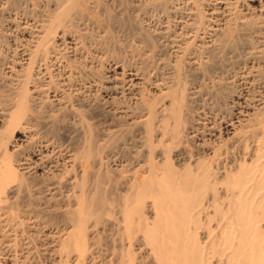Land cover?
<instances>
[{"label":"bare ground","instance_id":"6f19581e","mask_svg":"<svg viewBox=\"0 0 264 264\" xmlns=\"http://www.w3.org/2000/svg\"><path fill=\"white\" fill-rule=\"evenodd\" d=\"M77 1L52 2L53 16L44 27L35 31L30 25H18L13 19L5 21L8 31L19 33L27 48L22 46L21 53L14 54L11 60L3 58L0 51V64L5 72L0 85L7 90H4L6 98L5 94H1L2 99L0 96V259L3 261L8 259L6 252L15 248L20 238L22 244L27 241V235L21 231L24 220L20 221L11 209L16 200L18 204L38 196L40 200L44 195L43 198L47 197L46 202L50 203L57 200L61 189L69 190L71 194L68 196H71L66 197L75 199L73 202L76 205H73L77 229L75 234L69 232L63 238L51 235V249L54 253L76 251L79 253L77 261L84 258L91 264L97 263L99 258L96 259L97 255L86 249L82 236L92 205L86 199L90 197H87L88 193L84 195L87 188L84 189L81 182L82 186L78 184V178L76 185L75 176L67 181L62 180L66 178L63 177L64 172L66 174L76 169L81 152L77 151L76 154L74 148L70 147L71 151H64V155L62 153L60 164L58 157L61 147H64H59L60 140H55L52 130L60 125L58 115L69 107L71 109V100L69 103L67 95L62 96L60 92L71 89L75 80L72 78L75 70L70 69L69 64H72L73 58L76 59L80 44H77L71 31L77 24L81 25V16L75 12ZM8 2L6 0L5 3ZM135 4L138 3L135 1ZM149 5L153 9H162L166 14L167 20L161 23L153 36L161 51L169 52L174 62L168 67V78L162 79L163 82L155 80L149 84L145 80L146 73H141L143 70L124 68L119 64L110 67L104 81L107 83L104 90L107 103L100 109L102 116L111 120L124 118L126 122L140 124L139 141L144 134L149 135L151 142L146 155L150 163L144 172L146 177L141 183L132 181L130 185L128 182L131 187L125 192L118 209V220L111 226L116 225V228H112L117 230L122 240L128 242V246L134 244L142 248L137 249L145 251L147 256L144 260L147 262L148 257L150 264H264V0H149ZM149 7L144 8L150 10ZM133 8L137 7L132 5ZM169 18L173 19L170 21ZM160 60L157 59V62ZM233 74L238 91L228 94V83L223 82L221 75L229 78ZM23 83L26 86L27 83L32 84L31 97ZM146 85L147 99L156 97L159 100L161 96L165 103L159 101L157 104L158 100L149 99L147 106L137 108L139 111L134 108L137 113L133 110L132 113L113 102L119 96L126 95L138 102L136 97ZM58 86L63 91L57 89ZM44 91H49L46 92L49 99ZM30 109L45 118L47 127L44 123V127L39 126L44 131L37 129L39 122L28 114ZM228 109L231 112L224 116ZM67 124H64L66 128L64 125L59 128L67 130L71 126L70 122ZM75 127L72 126L73 129ZM15 133L21 137L14 141L8 152L5 147ZM58 133L60 136L61 131ZM163 141L167 142L166 145L162 144ZM31 142H38L37 149L29 151L28 147V152L22 153L21 148L31 146ZM161 144L164 149L157 152ZM183 144L187 145L188 150L181 147ZM80 156L87 155L83 153ZM105 159L106 162L116 163V158ZM103 164L101 160L93 162L92 169L96 170ZM76 173L77 177L81 174V178L85 175L81 171ZM76 186L80 187L78 191ZM73 190L78 194H72ZM43 198L41 201H44ZM148 199L152 200L149 219L140 215ZM101 205L99 199L96 207ZM35 217L25 218L32 229L37 224ZM23 234L26 235L25 239ZM15 256L12 255L13 258ZM100 262L101 259L98 260Z\"/></svg>","mask_w":264,"mask_h":264},{"label":"rangeland","instance_id":"374dc122","mask_svg":"<svg viewBox=\"0 0 264 264\" xmlns=\"http://www.w3.org/2000/svg\"><path fill=\"white\" fill-rule=\"evenodd\" d=\"M8 1H9L8 3H5L6 0H0V8H1V10H0V34H1L0 35V40H1L0 51L2 50L1 51L2 53L1 52L0 53L2 54V57L5 58L6 60L7 59L11 60L12 57L15 56L14 54L17 55V54L21 53L20 50L21 51L23 50L22 46L24 47V45L26 43L24 44L25 41L23 39H21L22 37L19 35V33L18 34L14 33V32H12V30H10L11 32L8 31L9 27H7L8 24L6 22L13 19L18 25H22L23 27L30 25L31 29L34 31H35V29L36 30L40 29V27L41 28L44 27V25H46L47 22H49V20L53 16L52 11L54 10V7H53L54 3H52V2H54L55 0H52V1L51 0H49V1L48 0L47 1L46 0H8ZM125 1H126V3H125ZM135 1L138 4H135ZM172 1L174 2L177 0H172ZM2 2H3V4H2ZM77 2L78 3L76 5H78V6H77V8H75L77 10L75 12L78 13L79 17L81 16V19H82V20H80L81 25L77 24V26H76L77 28L73 27L74 30L72 29L71 31H72V36L76 39L77 44H79V43L80 44L78 45V49H79V51L77 53L78 58L77 57H76V59L73 58L72 59L73 61H71L72 64L71 63L69 64V65H71L70 69L72 68L76 72L75 73L74 70H71L75 73V74L72 73L74 75V76L72 75L73 76L72 78H74L75 80L73 79L74 80L73 84H72L73 87L69 90L66 89L63 91V90H61V88L59 86L56 87L57 89H60L61 91H63L65 93V94H62L63 92L61 93L59 90V92L62 96L67 95L66 100L68 99L67 101H69V103L71 100V104H69V106L71 105V109L69 107V108H67L69 111L66 109V111H63L64 113H61L63 115H61V114L58 115L60 117H58L57 119L59 120V118H60V120H61V121H59L60 123L59 122L58 123L60 125H62V128H63L64 124L65 125L67 123L69 124V122H70L71 126H70V128L68 127L67 130L64 129V131L60 129L61 128L60 125L58 127L55 126V128L51 127L50 129L54 128V129H52V130H54V133H55V134L53 133V135H54L56 141L60 140L59 144L57 142L59 147H61V146L64 147V149L61 147V149L63 151L61 150L60 157H58V162L60 161L59 162L60 164H62V159H63L62 156L65 154L64 151H67V150L71 151L70 147L72 149L74 148L73 149L74 151L72 150L74 153L77 154V151H78V152H81L80 155L84 153L87 156L82 157V156L78 155L77 162H76L78 164L76 165V169L71 170L70 173L66 172V174H65V172H64L63 177L64 178L66 177V178L62 179V180L67 181L68 178L75 176L76 177L75 183L77 182L76 179L78 178L77 179V180H79L78 184L81 185V183H82V184H84L83 185L84 189L87 188L84 190V195L86 196V194L88 193L87 197L88 196H90V197H88L86 199H88V201H91L92 205L90 202L91 207L88 210V215H87L88 223L85 226V231H84L82 236H83V239L85 242L86 249L89 251L91 250L90 253L93 251V254L97 255V256H95L96 259L99 257L96 261L97 263H95V264H104L105 262H107V260L109 261V262H107L108 264H111L110 262H112V264H114V262H115V264H116V262L119 263V261L121 264H130L131 260H132V264H144L146 262L144 260L145 256H147L144 253L145 251H143V250L140 251L142 248L140 249V247H138V246L135 247L134 244L132 246H128L129 245L128 242L126 240L125 241L122 240V238H121L120 234L117 232V230L113 229L114 227L116 228V225L115 226H111V225L115 224L116 221L118 220V213H119L118 209L120 208V205L122 204V202L125 198L124 197L125 192L128 190V188L131 187L130 186L132 184L131 182L134 181L136 183H138V182L141 183V181L146 177V174L144 172L148 168L147 166L150 164V163H148L149 162L147 160L148 157L146 156V155H148V151H149L148 147L150 146L149 144L151 143L150 137H149V135L143 134V136H142L143 139L141 141H139L138 134H139V130L141 129L140 124L130 123L129 121L126 122V119H124V118H122L123 120L121 118H119L121 121L118 118L111 120L110 118L104 117L105 115L102 116L103 114L101 113L100 109L103 108L104 105H106V103H107V99L105 98L106 95L104 94L105 93L104 90L106 88L107 83L104 81H106V78L108 76V71H110L109 70L110 67L114 64H119L120 66L122 65V66H124V68H134V69L139 68L140 71L143 70L141 73H143V75L146 73V75H144V76H147V78H145V80L147 79V82H149V84L154 82L155 80H158L160 82L167 80V78H168L167 73L169 72L170 66L173 65L174 58L171 54H169V52H166V51L162 52L161 51L159 43H157V40L154 39L155 36H153L155 34L154 31L158 30L161 23L163 21L167 20V18H165L166 14L164 13V11L162 9H158V8L153 9V7H149V6H151V5H149V0H78ZM127 3H129V4H127ZM130 3H131V5H130ZM132 5L136 6L137 8L131 9ZM3 6H4V8H3ZM145 6H146V8L149 7L150 10L144 8ZM2 8H3L4 12H2L3 11ZM11 10H12V12H11ZM136 11H138V12H136ZM43 13H45V14H43ZM163 15H165V16H163ZM172 19L173 18H169L170 21ZM73 32H75V33H73ZM2 42H3V44H2ZM16 42H17V44H16ZM82 44H83V46H82ZM25 47L27 48L26 45H25ZM153 47H154L155 51L153 50ZM26 48H24V50ZM63 48H61L62 51L65 49V48L64 49ZM13 51H15V53H13ZM158 51H159V53H158ZM63 53H65V51H63ZM4 56H6V57H4ZM160 57L162 58L161 60H160ZM157 59L160 60V61H158L159 63L157 62ZM163 60H164V62H163ZM75 61L77 63H75ZM181 61H183V60H181ZM160 62H162V63H160ZM167 64H170V65L167 66ZM157 65H160V66L156 67ZM179 65H180V63H179ZM161 66H162V68H161ZM180 66H182V63ZM1 67L2 66L0 64V77L5 75L4 69ZM160 68L163 71H161ZM166 68H168V71L166 70ZM78 69H80L81 71ZM83 72H85V73L83 74ZM154 72H156V74ZM162 72L164 73V75ZM163 77H165V78H163ZM2 78H4V76L1 77L0 81H2ZM103 78H105V79L103 80ZM219 78H220V75H219ZM221 78H222L224 83H228V85H227V89H228L227 92H229L228 94H230V92H232L231 94H233V92L238 91V88H237L238 83L236 82V79L234 78V74L232 76H230L229 78L226 75H225V77H224V75L223 76L221 75ZM226 78L228 79L227 81H226ZM162 79H164V80L162 81ZM147 82H146V84H147ZM29 83H30V81H29ZM29 83H27V86L29 85L28 88L25 85V83H23V84L26 86V87L24 86V88H26L27 92L30 93V91L33 90V86H32V84H29ZM75 84H76V86H75ZM1 85H0V87L2 88ZM146 87H147V85L144 87V89H142V91L136 97L138 102H136V100H134L132 97H130L128 95H126V97L125 96H123V97L119 96L118 98H116L117 100H113V102L120 107L126 108L127 111L133 110L135 113H137V111H135V109L138 110L139 108L147 106L146 103L148 102V100L149 99L151 100L153 98L152 97V98L147 99L148 97H146L147 96V88ZM76 88H78V89H76ZM2 89L0 90V96H1V94L3 96L5 94L4 98H6L5 92L7 90L6 89L2 90ZM4 90H6V91L4 92ZM76 91H78V93H81V94H78ZM46 92H49V91H46ZM46 95H44V96L48 97L47 99H49L50 96L48 95V93H46ZM81 95H82V97H81ZM8 96H9V94L7 95V100H8ZM29 97H31V93H30ZM72 97H74V98H72ZM1 99H2V96H1ZM86 100L89 101L91 105L88 104L89 102L86 103ZM152 100L155 101V100H158V98L155 97ZM77 101H79V102H77ZM159 101L160 102L164 101V102H161V104L165 103V100H163V98L161 96L159 97V100L156 101L157 104L160 103ZM83 102L85 104H83ZM72 103H74V104L72 105ZM84 105L87 107H85ZM88 105H90L91 108L88 107ZM88 109H92L91 111L93 113L90 110L88 111ZM93 109L96 111V113L98 111V113L95 114V111ZM72 110H74V111H72ZM133 111H132V113H134ZM74 112L76 114H79V115L77 116ZM230 112H231L230 109H228V110H226V113L224 112L225 115L224 114L223 115L227 116V115H229ZM34 113L35 112H32L31 109L28 112V114L31 115V117L36 118L37 122H39V124L36 123V124H38L37 129L38 128L41 129L42 127H44L43 123L46 126L47 123L45 121V118H42L43 117L42 115L40 116L41 117L40 118L38 116L40 114L36 115V113L35 114ZM70 113H71V115H70ZM95 115L96 116L99 115L98 117L100 119L98 117H96ZM62 116H64L63 119L65 121H63V119H61ZM80 116H81V119H79ZM36 119H35V121H36ZM80 120H82V121H80ZM66 121H67V123H66ZM75 121L78 123V126L76 125V127H75V123H76ZM71 122H73V124ZM41 125H42V127L40 128L39 126H41ZM79 125H81L82 127L81 126L79 127ZM72 126H73V128L74 127L76 129L78 128L77 130L79 132L76 129H73ZM66 127L67 126H65V128ZM71 128H72V130H76V131H72ZM57 129L59 130L58 132L61 131V135L64 136L65 138L62 137L61 135L59 136ZM39 131H44V130L42 128V130H39ZM65 131H66V133H65ZM62 132H64L65 134ZM72 132H73V135L71 134ZM56 133L58 134L57 137H56ZM8 134L9 133L7 132L6 135H8ZM67 134H68V136H66ZM74 135H76V136L74 137ZM20 137H21L20 134L15 133L13 135V138L11 139V141L5 147V149L7 148L6 150L9 152L11 150L10 147L12 146L14 141H17ZM60 137H61V139H59ZM147 137H148V139H147ZM72 138H73V140H72ZM78 138H80V139H78ZM151 139H152V137H151ZM74 141H75V143H73ZM165 142L166 141H163L162 144L164 145ZM37 143L38 142H35L33 144V142H31V144L34 146L29 145V146H27V148L23 147L21 149L24 150L26 148L25 149L26 151L21 150V152L26 153V152H28V150L30 151L32 149L33 150L37 149V147H38ZM143 143H144V145H143ZM166 143H165V145H166ZM162 144H161L162 148H161V146L158 147L157 152H162V150L160 151V149H164ZM183 146H185V147H183ZM28 147H30V148L28 149ZM181 147L185 148L184 150H186L188 148L187 145H185V144L181 145ZM66 148H68V149H66ZM81 148L84 150H82ZM3 149H4V147H3ZM79 149H81V150H79ZM75 150H76V152H75ZM85 151H87V153ZM62 153H63V155H62ZM79 156H80V158H79ZM106 157H111L113 159L116 158L115 164H117L116 165L117 167L115 166L114 163L106 162V159H105ZM79 159H80V161H79ZM96 159H97V161H96ZM99 160H101L102 164L103 163L104 164L101 165L100 168L98 167L97 168L98 170L96 169L97 171L95 169L93 170L92 169L93 162H99ZM136 165H137V167H136ZM76 171L78 173H79V171H81L82 173L84 172L82 174V175L85 174L83 176V178H81L82 177L81 174L77 177L78 174L76 173ZM130 171H131V173H130ZM81 179H83L84 181H82ZM128 179L129 180L132 179V180L129 181ZM66 181H64V182H66ZM128 182L130 183V185ZM78 184L76 183V185H78ZM74 186H75V184H74ZM76 188H77L76 191H78V189H80L79 186H76ZM65 190L66 189H61V191L58 192L59 195L57 196V200H55L54 202L52 200V201H50V203L46 202L47 197L43 198L44 195H42L40 200H39L40 197L38 196L37 197L38 199L33 197V200L31 198H29V201L27 199H26V201L22 200L23 203H22V201H20V199H18L20 201V202H18V204H17V200H16L15 203L17 205L14 203V205H12L11 209L13 210L12 212L15 213L14 214L15 216L18 215V219H20V221L22 219L24 220V224L22 223V226L24 225V227H22L21 231H22V233L24 232L27 235V238L29 240L26 238L27 241H25V244L26 245L28 244V245L26 246L24 243L22 244V242L19 241L21 239L20 238L18 240V242H16V246H17V247L15 246L16 249L13 248L15 251H12L13 249L7 251L8 254L6 252V257H8V259L6 257H5L6 259H4V261L2 259H0V264H15V263L16 264H91L84 258H81L80 261H77L76 258L78 257L79 253L77 254L76 251L73 252V250H71L70 253L68 251H67L68 253L67 252L64 253L61 250L62 252H60V253L58 252L59 253V255H58L57 252L54 253V251L51 249V245H50L51 235H52V237L55 236V237L61 238V236H62V238H63V236H65V234H67L69 232L74 233L75 230L77 229L76 228V216L77 215L74 212V209H75L74 205H76L75 204L76 202H73V201H75V199L71 198L72 199L71 200L70 198H68L71 196V195L68 196V194H71V193L69 192V190H66V191ZM74 190L72 191V194L73 193L78 194L76 191H75L76 192L75 193ZM66 196H68V197H66ZM42 198L44 201H41ZM99 199H101L102 205H101V207L97 208L96 202L99 201ZM69 201H70V203H69ZM151 205H152V200L148 199L144 203V206H142V210H141L140 215L149 219L151 216V208H152ZM65 206L67 207V209ZM68 209H71V210H68ZM72 210H73V212H72ZM25 212L26 213L28 212V214H32V215H28ZM33 213H34V215H33ZM35 216H37V217H35ZM28 217H30V218L35 217L36 218L37 224L35 227L37 229H34L35 227L33 229L31 227H29L30 226L29 222H27V220H25V218L27 219ZM29 228L32 229L33 231H31ZM47 234L48 235L50 234V236H48ZM26 235L23 234L24 239H25ZM30 237H31V241H30ZM49 237H50V239H49ZM137 248L140 250H138ZM72 252H73V254H72ZM9 253H10L11 257L9 255ZM20 253H21V255H20ZM62 253H64L65 255L64 254L62 255ZM88 253L89 252L85 253L84 255L86 256ZM52 254H54V255L52 256ZM60 254L63 257L60 256ZM12 255L15 257L13 258ZM60 258H61V260H60ZM110 258H111V261L109 260ZM146 258H147L146 260L148 262V263L147 262L146 263L150 264L149 263L150 261H148V257H146ZM100 259H101V262H104V263H101V262L98 263V260L100 261Z\"/></svg>","mask_w":264,"mask_h":264}]
</instances>
